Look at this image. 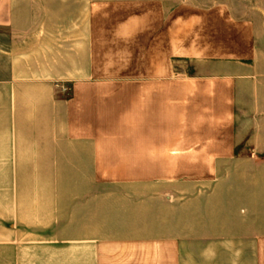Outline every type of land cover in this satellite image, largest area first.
Segmentation results:
<instances>
[{
  "label": "crops",
  "instance_id": "0c3cea01",
  "mask_svg": "<svg viewBox=\"0 0 264 264\" xmlns=\"http://www.w3.org/2000/svg\"><path fill=\"white\" fill-rule=\"evenodd\" d=\"M99 1L0 0V156L33 147L55 163L54 147H68V159L98 161L132 147V161L167 169L132 176V207L112 227L82 223L115 232L83 237L82 264H180L186 239L258 238L264 0H145L123 19ZM24 247L25 225L0 223V264H25Z\"/></svg>",
  "mask_w": 264,
  "mask_h": 264
},
{
  "label": "rangeland",
  "instance_id": "374dc122",
  "mask_svg": "<svg viewBox=\"0 0 264 264\" xmlns=\"http://www.w3.org/2000/svg\"><path fill=\"white\" fill-rule=\"evenodd\" d=\"M97 4V13L120 19L142 14L146 5L145 0H100ZM183 71L193 74L192 65ZM105 75L108 79L132 78V71H107ZM69 92L64 87L59 95L64 98ZM54 148L55 163L48 160V152H34L33 147H9L7 156H0V223L25 225V264H82L83 251H87L83 237L104 239L115 234L82 232V223L112 227L132 207V176L158 177L167 170L159 161H132V147H104L100 153L104 158L98 161L88 158L94 154L90 151L73 152L87 157L78 160L73 156L72 160L68 147ZM261 227L258 238L248 233L247 240L233 238L227 247L221 241L213 247L186 239L185 262L180 264H264V223Z\"/></svg>",
  "mask_w": 264,
  "mask_h": 264
}]
</instances>
